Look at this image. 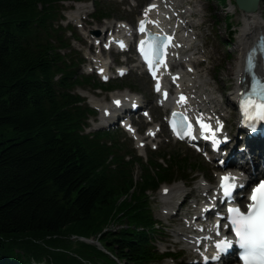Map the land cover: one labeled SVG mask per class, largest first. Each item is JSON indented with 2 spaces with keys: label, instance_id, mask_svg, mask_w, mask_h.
<instances>
[{
  "label": "trees",
  "instance_id": "trees-1",
  "mask_svg": "<svg viewBox=\"0 0 264 264\" xmlns=\"http://www.w3.org/2000/svg\"><path fill=\"white\" fill-rule=\"evenodd\" d=\"M224 2V0H221ZM59 0H0V264H124L159 258L147 190L191 164L133 159L110 134L82 132L88 112ZM111 222L127 223L118 229ZM141 227V228H140ZM74 236V239L72 237Z\"/></svg>",
  "mask_w": 264,
  "mask_h": 264
},
{
  "label": "rangeland",
  "instance_id": "rangeland-1",
  "mask_svg": "<svg viewBox=\"0 0 264 264\" xmlns=\"http://www.w3.org/2000/svg\"><path fill=\"white\" fill-rule=\"evenodd\" d=\"M148 0H123L122 2L119 1H112L110 4L107 2L99 3V6H104L108 11H110L112 19L111 20H101L96 21L91 19L89 16L86 17L87 23L82 22L84 25L78 27L79 34L81 39L79 41L74 42V47L80 48L84 53L87 54L89 48H91L90 41L92 37H89L86 30L90 28H102L104 25L108 24L110 21L115 22L117 19H122L128 22H135L136 17L139 14V11L144 3ZM180 1V0H179ZM187 0H184V2ZM66 7L70 6V3L65 4ZM190 6L201 9L200 16L194 17L195 22H199L200 20L204 19V23L198 26L195 29L197 38L195 39V45L191 48L192 52H197L195 54V60L199 61V66L197 67L198 75L201 81L203 82L205 89L212 93L215 96L214 101L211 103L213 105L218 106L227 116L228 127H233L235 124L236 116L234 113L232 114V104L227 105L223 101L227 100L224 96L222 91L223 88L226 90L231 89V86L234 85L235 79L232 74L227 73V68L234 66L238 57H240V49L237 45L236 36L239 32L240 19L242 18L241 11H239L235 6L232 5H222L220 0H197L194 4L185 5L184 10L189 8ZM259 7L263 10L264 14V0H260ZM93 6L88 4L84 10H81L80 15H84L86 10H92ZM67 21H71L75 17L74 11L67 9ZM228 17V21L231 22L232 25V36L233 38L230 40L231 45L229 48H223V42L227 41V37L230 36L229 28L226 25V21L224 18ZM114 17V18H113ZM80 24V23H78ZM222 40V41H221ZM229 55V56H228ZM105 56H109L113 60L123 61L124 56H116L114 54H106ZM204 57L207 59L204 60ZM204 60V61H203ZM89 62V59H88ZM112 64V63H111ZM85 71L89 69L87 67L84 68ZM128 81L126 82L128 86H130L133 90H137V94L142 96L144 95L146 99H151L153 101V94L151 93L150 81L149 79L143 75L141 72L132 71L128 74ZM124 77V78H126ZM123 78V79H124ZM122 89H113L111 91H103L100 89L90 90L88 92L87 99H93L97 103H105L108 101V95L111 92H120ZM81 91V89H79ZM82 95L86 94V91L81 92ZM154 102V101H153ZM92 105V104H91ZM157 110V109H156ZM101 110H97L95 117L91 118L92 124L90 125L87 130H93L95 125L93 124V119H97L100 117ZM157 121H161V117L158 116L156 118ZM125 138L126 135L121 132V135ZM130 144L131 149H135L138 154H142L145 158L147 156L146 149L144 145V151L142 147H136V142L132 141L131 139L127 138ZM127 141V140H126ZM154 142L160 147L159 150L163 151H173L178 150L181 153H186L190 156V159L193 162H199L200 166L203 169L202 174L204 177L208 179L211 183L216 182L215 177V170L214 164L207 162L204 158L198 155L193 149L187 147L183 143L179 142H172L168 140L167 135L165 134L164 129L160 132L159 136L154 140ZM140 174V167L138 165L135 167V176L137 177ZM201 174V175H202ZM199 174V180L202 181V177ZM138 178V177H137ZM182 184L181 191L177 192V194L173 195V198L176 196V199L181 202L184 198L191 199L190 201H184L182 206L180 205L178 212L172 216H165L162 215L159 210H157L156 202H159L158 191H160L162 186H170L172 184ZM199 184V181H193L190 186H186L183 184L182 181H175L172 183H161L156 190V199H153V207L156 216H158L163 223L165 224V232L159 233L161 237H157V244L160 250H165L168 247H171L175 251L184 248L182 250L180 259H172L167 258L164 259L161 263L156 264H193L191 263L192 252L185 246V242L181 241V237L179 235H175L174 231H179L182 229V225L179 221V214L184 212L189 206H191L192 200L197 199L199 197L198 192L196 191V186ZM176 211V210H175ZM119 223V222H118ZM111 222L109 227L111 226H126L127 223H119ZM179 240V242H175Z\"/></svg>",
  "mask_w": 264,
  "mask_h": 264
},
{
  "label": "snow or ice",
  "instance_id": "snow-or-ice-1",
  "mask_svg": "<svg viewBox=\"0 0 264 264\" xmlns=\"http://www.w3.org/2000/svg\"><path fill=\"white\" fill-rule=\"evenodd\" d=\"M154 5L145 10V17H147L148 11L151 10ZM146 20L140 22L139 31L145 32ZM159 41V37H147L140 41V51L145 61L149 65V70L152 71L155 78V71L153 68L160 63V57L162 55V49L166 46L163 41ZM147 45V47H145ZM120 47L124 45L121 42ZM264 47V45H262ZM254 53L250 52L246 58V67L248 70L253 68ZM156 90L160 91L159 82H157ZM167 96V93L164 94ZM185 98L180 97L178 103L183 102ZM119 104V101H116ZM241 109L246 120L258 119L264 121V81L253 80L251 90L247 94H243L241 102ZM175 115V114H174ZM200 128L202 132H211L212 129L198 118ZM219 125V122H217ZM181 127H184L181 125ZM219 126L216 131H219ZM173 131H177L175 125ZM151 134V133H150ZM185 136H192L191 125H187V129L182 133H178ZM213 140L214 145L219 141L215 139L214 134L209 137ZM236 177L231 175H225L220 177L219 188L223 197L231 200L234 190L238 187L236 184ZM239 187H243L240 185ZM249 203L247 204V211L243 212L239 207L228 208V220L231 225V231L235 236V240L222 239L215 244L216 255H213L211 259L218 261L222 254H225L235 244L238 246V257L242 264H264V180L256 183L251 189L250 195L247 197ZM228 227V225H225ZM209 259L205 257V260Z\"/></svg>",
  "mask_w": 264,
  "mask_h": 264
},
{
  "label": "bare ground",
  "instance_id": "bare-ground-1",
  "mask_svg": "<svg viewBox=\"0 0 264 264\" xmlns=\"http://www.w3.org/2000/svg\"><path fill=\"white\" fill-rule=\"evenodd\" d=\"M175 0H168V3L171 4V5H174L176 6L174 3ZM193 1V0H191ZM179 5V3H178ZM230 5H233L232 3H230ZM178 8V7H176ZM146 9H144L145 11ZM164 13H169V8L166 7L164 8V10L162 11ZM194 13H196L195 10H191V9H187L185 10V12L181 13V23L183 22H186V25H187V28H183L181 29L180 27H174V26H169V28H173L174 30H177L179 35L180 36H184L185 35V30L188 28H192L193 29V25L194 23L192 22V17L194 15ZM158 15H161V14H158ZM242 24L240 25V28H239V32L236 36V41H237V45L239 47V49H241L242 51V55H241V64H242V57H243V52L244 50L248 47L247 45H250L253 41V38H255V35L258 34V33H263L264 34V14H263V10L260 9V7L258 6L257 9L255 11H252V12H242ZM161 23V22H160ZM128 32L130 31L129 28H127ZM99 33L102 31V29H98L97 30ZM94 33V31H93ZM191 35H193V33H191ZM98 37L95 36L94 38ZM191 40V39H190ZM185 41V45L189 44V41ZM183 54L184 57H183ZM195 55V52L194 53H191L189 51V49L186 48L185 52L182 51L180 53V58H182L184 60V62H187V61H190V60H193V57ZM95 57V56H94ZM96 60H98L100 63H104V64H107V60L103 61L100 56H96L95 58ZM107 62V63H106ZM238 63V60L236 61L235 65L234 66H231V67H228L227 68V73H230L233 75L234 79H235V84L233 86V91L229 94L230 97L233 96V94L235 93V90L238 89L240 87V84H237L238 81H239V77L241 75V66H239ZM188 66V64H187ZM190 67L191 64H189ZM194 68V67H192ZM188 71H181L180 72V81H179V84L178 86L179 87H182L184 89H186L189 94H190V97H191V102L199 107V108H202V109H205V110H208L209 109V106L208 104L211 103L212 101H214L215 97L213 95H211L210 93H206V91L204 90V85L203 83L201 82L200 79H198V71L195 70H192L191 68H187ZM124 98L125 97V94L122 95ZM231 101H229L227 99V102L226 104H229ZM92 103H94V105L96 106H99L101 109H104V108H107V107H104V105H101L99 103H96L95 101H92ZM102 116V115H101ZM103 117V116H102ZM154 128V127H153ZM142 140V139H140ZM138 141V140H137ZM220 169V168H219ZM222 170V169H220ZM223 172V171H221ZM238 176H241L239 173L237 174ZM248 176H251V173H248ZM168 188V193L167 194H161V203H162V208L165 209L166 213L167 212H170L172 209H175L176 205H177V200H174V199H171V197L173 195H175L177 192L181 191L182 189V184H172L170 185L169 187L168 186H162L161 190L165 189V188ZM198 188H199V193L204 195V191H207V188L209 190V186L206 184V183H200L198 185ZM213 190V187L211 188V191ZM206 207V204L203 203L201 204L200 206H196L194 208V210L190 211V215L186 217L185 219V222L186 224L189 226V227H197V226H200L201 224L200 223H205L207 225H211L210 222H207L206 219H202L200 220L199 217H198V212H199V209H204ZM175 233V232H174ZM176 234H179V233H176ZM191 235L188 234L187 235V246L189 248H191V246L189 245Z\"/></svg>",
  "mask_w": 264,
  "mask_h": 264
},
{
  "label": "water",
  "instance_id": "water-1",
  "mask_svg": "<svg viewBox=\"0 0 264 264\" xmlns=\"http://www.w3.org/2000/svg\"><path fill=\"white\" fill-rule=\"evenodd\" d=\"M235 2L242 11L248 13L256 10L259 0H235Z\"/></svg>",
  "mask_w": 264,
  "mask_h": 264
}]
</instances>
